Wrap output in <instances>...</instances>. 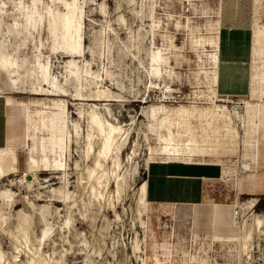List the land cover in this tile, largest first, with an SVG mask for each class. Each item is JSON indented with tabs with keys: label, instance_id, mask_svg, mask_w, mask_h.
I'll use <instances>...</instances> for the list:
<instances>
[{
	"label": "rangeland",
	"instance_id": "obj_1",
	"mask_svg": "<svg viewBox=\"0 0 264 264\" xmlns=\"http://www.w3.org/2000/svg\"><path fill=\"white\" fill-rule=\"evenodd\" d=\"M2 1L5 12L0 17V44L13 46L20 41L12 25L17 0ZM71 1L24 0L36 6L27 24L31 34L28 53L42 48V52L55 56L51 69L61 77L63 65L69 59L65 51L76 50L81 43L89 53L86 59L91 60L93 70L104 78V70L108 69L111 76L107 82L103 79L101 89H110L120 101H97V105L101 115L107 114L111 121H119L129 130L119 169L124 175L118 180L110 175L106 188H101L102 195L96 197L89 191L81 156L83 148L77 152L74 145L71 156L57 147L55 154L45 151L50 161H64L66 156L69 166L67 204L53 201L59 198L52 190L61 183L40 159L42 149L48 148L51 139L48 118L61 109L62 98L12 93L1 73L2 107L6 98L30 103L37 126L29 146H23L26 107L8 106L12 108L11 131L15 138H20H14L17 149L9 170L12 173L0 180V191L8 189L14 193L8 204L0 200L4 218L2 221L0 217V264H28L31 258L48 264H142L149 245L165 248L170 253L169 264H264V224L252 230L249 238H243L244 220L251 223V214L264 219V190L249 194L237 187L236 198L235 190L229 189L232 186L212 180L207 183L209 196L205 202L197 206L177 205L173 214L163 213L159 205L150 204L144 215L139 213L142 206L137 193L150 151L155 153L152 159L172 158L189 163L213 155L224 161L242 147L254 144V112L257 106L258 113L261 105L264 107V75L255 79L251 69L254 89L247 97L227 100L218 96L215 104L211 102L210 86L214 83L220 25L245 27L248 33L255 19L264 26V0H84L81 13L75 16L81 37L75 27L65 32L55 16L56 12L70 13ZM260 57L264 59V48ZM70 83L69 90L74 93L75 82ZM154 83L157 88L152 87ZM67 99L68 113L58 121L61 128L65 120L69 128L77 120L72 115L76 112L75 101ZM82 103L86 107L94 102ZM39 108L51 115L36 113ZM234 110L243 117L242 122L234 118ZM81 128L86 131V121L81 120ZM60 135L54 137L59 139ZM257 139L258 153L264 159V109ZM185 146L195 155H159L164 149ZM31 154L39 163L35 173H40L36 177L28 171ZM75 160L80 164L76 170ZM261 165L258 170L264 171V164ZM6 167L0 160V174ZM112 168L108 162L110 173ZM51 177L56 183L48 182ZM26 179L31 181L29 186ZM252 196L258 198L254 207L245 214L242 210L236 218L231 210L233 205H241ZM21 213L27 218V246L16 228ZM140 218L146 221L145 228L140 226ZM46 225L50 231L38 240ZM135 238L142 250H134Z\"/></svg>",
	"mask_w": 264,
	"mask_h": 264
},
{
	"label": "bare ground",
	"instance_id": "obj_2",
	"mask_svg": "<svg viewBox=\"0 0 264 264\" xmlns=\"http://www.w3.org/2000/svg\"><path fill=\"white\" fill-rule=\"evenodd\" d=\"M84 0H72L70 3V13H55L56 19L59 24L62 25V28L65 32L71 30L72 27H75L78 30V36L81 37L79 33V24H75L76 17L78 13H81L83 7ZM36 6L33 4L30 6L26 4L24 0H17L14 2V10H15V18L13 21V27L17 32V36L19 38V43L13 46H6L0 44V74L3 73L6 78V83L10 87V91L12 93H22L28 95H43L49 97H60L62 98V106L61 109L57 113L53 115L47 114L42 109H38L36 113L43 114L44 116H49L48 124L50 128V136L51 139L48 140L47 146L48 148L42 149V156L40 159V163L44 165L46 169L52 170L53 174H56L55 177L59 179L61 186L56 190H52L57 193V197L59 199L53 200L55 202H63L67 204V200L69 196V176L68 170L69 166L66 162V156L64 161L58 160L57 158L53 161L47 156L45 151H49L50 153L55 154L58 152L56 147L59 150H64L68 156H71L73 153V146H76V151L78 152L79 148H83L82 150V161L85 164V172L86 179L89 183V191L93 196L102 195V189L106 188L107 181L109 176L112 175L115 179H122L124 174L119 172L121 166V156L123 150L126 148V141L129 138V130L123 127L119 121L113 122L111 121L107 114L101 115L100 107L97 105V101H120V99L110 91V89H101V82L103 79L105 82L108 81V77L111 76L108 69L104 70V78L103 74H99V72L93 70V66L90 61L86 59V56L89 54L85 52L84 45L80 43L78 49L65 51L66 56L69 58L65 61L63 65L64 73L61 74V77L56 75L54 71L51 69L53 57L51 54L47 55V52H42V48L39 51L33 50V54L29 55V36L31 35L27 30V24L31 20V16L33 13V9ZM48 9L50 15H54V11L52 10V6H49ZM58 11V10H56ZM5 12V2L0 0V17H2ZM54 18V17H53ZM80 18V17H79ZM83 22V21H82ZM252 31V47H251V69L253 71L252 75L255 73L256 77L260 78L259 74L264 75V59H261L262 48H264V26L258 25L257 20H254ZM81 32V31H80ZM82 39V38H81ZM28 41V42H27ZM83 42V41H82ZM34 46H36L34 44ZM89 51V50H88ZM46 53V54H45ZM94 54V51H93ZM95 58V57H94ZM94 60V59H93ZM261 79V78H260ZM73 80L76 85V90L74 93L70 92L69 85L70 81ZM152 83V81L150 82ZM153 88H157L158 85L154 83L152 85ZM6 89V88H5ZM254 89V82L251 83V88ZM211 92V102L216 103L218 98V94L215 90V80L212 86H210ZM12 96V95H11ZM102 97H104L102 99ZM223 99H230L224 98ZM73 99L75 101L74 105L76 106V112H72V115H76L77 120L72 122L71 127L69 128V124L64 121L63 128H61L58 121L66 117V113L69 110L68 99ZM215 98V100L213 99ZM217 98V99H216ZM83 100L92 101L93 104L86 105L82 103ZM231 100V99H230ZM6 103H16L22 104L26 107V118H25V143L23 146L28 147L29 141L35 132L37 121H35V116L32 110L30 103L25 101L16 102L12 98H6ZM123 101V100H122ZM104 109H108L107 106L103 107ZM154 109V108H152ZM110 114V111H108ZM65 113V114H64ZM231 113V112H230ZM254 115V129L253 136L256 147V131H257V114H258V106L255 110ZM232 115L234 118H237L238 121L242 122L243 117L238 113V111H233ZM148 116V115H147ZM81 120L86 121L87 129L84 130L81 128ZM56 132V133H55ZM58 132V133H57ZM61 134L60 138L57 139L54 135ZM49 136V137H50ZM147 137L145 136V140ZM62 140V141H61ZM64 140V141H63ZM98 141V146L95 148V142ZM83 143V144H82ZM126 144V145H125ZM123 146V147H122ZM1 157L0 160L7 164L5 168V172L0 174V180L4 177L10 175L12 171H9L14 164V155L13 152L16 150L12 147H0ZM33 153L32 151H30ZM37 153V152H36ZM64 153V152H63ZM132 153H136L133 151ZM243 153L244 158L247 159L250 156H253V151L251 149H244L240 154ZM152 151L149 152L148 160L146 161L147 165L149 162L155 160H170L169 158H161V159H152L151 156ZM159 155L162 156H177V155H195L189 146L178 147V148H169L162 150ZM108 162H111L112 169L111 173L108 169ZM38 161H36L31 154L29 156L28 161V171L32 173L34 177L38 175L36 171V167L38 166ZM79 161L75 160L74 168H79ZM70 169H73L70 167ZM78 170V169H77ZM245 170H249V166L245 164V160L242 159L241 155L239 156V151L235 156L224 160L221 166V172L219 177L217 178L219 182H222L226 185H235L237 181L240 179V175L244 173ZM62 174L58 176V174ZM58 176V177H57ZM54 177V176H53ZM53 177L48 179V182L56 183ZM81 178V176H80ZM27 186L30 185L29 179L24 181ZM211 182V181H210ZM10 185H14L13 183ZM49 186V185H48ZM117 192L119 191L120 185L117 181L116 183ZM120 193V192H119ZM138 193V202L141 204L142 209L140 210V214H145L148 206L150 205L145 196V181L142 180L137 186ZM14 193L8 189H4L0 191V200L8 204L10 199L13 197ZM37 200H40L39 198ZM256 199L250 198L245 203H240L241 205H233L232 214L235 215V209L239 208L240 213L243 210V214H245L248 210L252 209L256 204ZM173 204H162L159 205L161 208V212H168L171 214V207ZM158 206V207H159ZM246 210V211H245ZM159 214V213H158ZM252 222L248 223L247 220H244V225L246 228V233L243 235V238H249L251 231L259 228L262 224H264V219L256 214H251ZM20 219L16 226L20 236L24 239V245L27 246V218L24 214H19ZM169 216V215H168ZM0 217L2 218V214L0 213ZM237 218V217H236ZM4 218H2L3 221ZM140 226L142 228L146 227V221L144 219H139ZM49 226V225H48ZM43 228L42 236L38 238L41 240L44 238L48 232L50 231V227ZM242 226V225H241ZM241 227V229L243 228ZM244 233V232H243ZM169 238V237H168ZM166 240V237H165ZM143 243L145 242V235L143 237ZM247 241V240H246ZM139 241L137 238L134 240L133 248L134 250H139ZM164 244V243H163ZM165 245V244H164ZM147 252L145 251V258L142 264H169L171 260L170 253L165 250V248L160 249L159 246L149 245L147 248ZM167 249V248H166ZM142 250V247L141 249ZM172 251V249H171ZM3 257V253L0 250V260ZM149 263H148V261ZM48 264L46 261L35 260L31 258L28 264ZM59 264V263H57Z\"/></svg>",
	"mask_w": 264,
	"mask_h": 264
},
{
	"label": "crops",
	"instance_id": "obj_3",
	"mask_svg": "<svg viewBox=\"0 0 264 264\" xmlns=\"http://www.w3.org/2000/svg\"><path fill=\"white\" fill-rule=\"evenodd\" d=\"M251 47L252 31L248 33L245 27H239L229 24H221L216 35V53H215V90L219 96L224 98L247 97L251 87ZM16 103H6L3 107L0 104V147H12L17 149L14 141L20 138L11 131L9 110ZM23 106V105H20ZM264 107H260L257 117L256 147L254 144L246 146V150L251 149L253 156L245 159L243 153L239 156L245 160L249 170H245L237 184L227 185L230 190H235V197L240 190L246 193L254 194L253 191L264 190V171L261 164L264 159L260 158L258 153L257 136L260 126V114ZM26 111V109H25ZM26 116V114H25ZM25 120V117H24ZM21 137L24 140V132ZM15 138V139H14ZM255 140V139H254ZM250 147V148H249ZM238 151H236V154ZM235 154V155H236ZM221 156V155H220ZM234 156V155H233ZM220 159L222 158L219 157ZM170 160H155L146 165L144 172L145 196L149 204L162 205L173 204L171 213L177 205L197 206L205 202L208 195L207 183L217 178L221 172L223 160H219L213 155L206 156L204 160H194L189 163L169 158ZM257 192L255 194H257ZM256 199L257 197L252 196Z\"/></svg>",
	"mask_w": 264,
	"mask_h": 264
},
{
	"label": "built area",
	"instance_id": "obj_4",
	"mask_svg": "<svg viewBox=\"0 0 264 264\" xmlns=\"http://www.w3.org/2000/svg\"><path fill=\"white\" fill-rule=\"evenodd\" d=\"M235 215L237 218L240 217V209L239 208L235 209Z\"/></svg>",
	"mask_w": 264,
	"mask_h": 264
}]
</instances>
